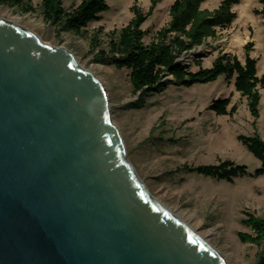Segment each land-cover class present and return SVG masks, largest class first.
I'll list each match as a JSON object with an SVG mask.
<instances>
[{
	"label": "water",
	"instance_id": "obj_1",
	"mask_svg": "<svg viewBox=\"0 0 264 264\" xmlns=\"http://www.w3.org/2000/svg\"><path fill=\"white\" fill-rule=\"evenodd\" d=\"M0 264H228L155 199L106 86L0 19Z\"/></svg>",
	"mask_w": 264,
	"mask_h": 264
},
{
	"label": "rangeland",
	"instance_id": "obj_2",
	"mask_svg": "<svg viewBox=\"0 0 264 264\" xmlns=\"http://www.w3.org/2000/svg\"><path fill=\"white\" fill-rule=\"evenodd\" d=\"M82 0L65 2L67 8ZM154 0H106L110 10L91 23L85 34L57 32L43 18L42 0L11 4L0 0V19L32 30L42 40L69 49L80 64L102 80L109 93L111 117L120 129L127 157L155 199L189 224L227 260L228 264H256L259 247L244 243L239 233H252L243 223L247 212L264 217V175L239 177L234 182L190 173L185 165L219 164L230 159L253 173L261 167L257 159L238 140V135L258 134L264 140V89L260 88V116L255 118L248 101L236 91L234 81L224 75L210 83L191 87L170 84L162 93L145 99L141 107L130 81V71L96 62L108 52L106 34L128 25L134 7L143 14ZM175 0H159L142 28L149 31L145 42L170 21ZM222 0H207L203 9L214 10ZM31 7V9H30ZM261 0H241L234 6L237 18L231 26L218 29L216 38L183 54L181 59L194 64L201 59L211 67L218 56L236 55L245 61V45L253 44L251 56L258 60L257 75L264 74V19L258 13ZM95 36H98L95 41ZM231 96L238 105L234 115L219 116L209 109L214 99Z\"/></svg>",
	"mask_w": 264,
	"mask_h": 264
},
{
	"label": "trees",
	"instance_id": "obj_3",
	"mask_svg": "<svg viewBox=\"0 0 264 264\" xmlns=\"http://www.w3.org/2000/svg\"><path fill=\"white\" fill-rule=\"evenodd\" d=\"M11 4H22L24 0H3ZM70 0H42L41 8L44 20L57 32L71 31L85 34L86 28L93 22L101 20V15L110 10L106 0H82L80 5L67 8L65 2ZM159 0H154L151 9L143 14L134 7V18L119 30L106 34L108 52L96 58V62L126 68L130 71V81L141 107L145 99L156 93L164 92L170 84L191 87L198 83H210L224 75L234 81L236 91L248 101L249 109L255 118L260 116L261 93L264 89V74L257 75L258 60L251 56L252 43L245 45V61L236 55L218 56L211 67H204L201 59L194 64L198 70H192L191 64L185 63L181 57L206 43L209 38H216L218 29L227 28L237 18L234 6L241 0H222L214 9H203L207 0H175L170 7V21L156 31L150 43L145 42L148 30L142 28L143 23L152 13ZM262 9L258 11L264 19V0ZM31 9V7H30ZM98 36H95L96 41ZM232 103L231 96L214 99L209 106L217 115H234L238 105ZM238 140L261 161V167L251 173L248 167L226 159L219 164L185 165L183 169L190 173L203 175L218 180L234 182L236 178L264 175V140L258 135H238ZM243 223L252 233H239L244 243L259 247L256 264H264V217L247 212Z\"/></svg>",
	"mask_w": 264,
	"mask_h": 264
},
{
	"label": "bare ground",
	"instance_id": "obj_4",
	"mask_svg": "<svg viewBox=\"0 0 264 264\" xmlns=\"http://www.w3.org/2000/svg\"><path fill=\"white\" fill-rule=\"evenodd\" d=\"M174 214V213H173ZM176 217L180 218L178 215L174 214ZM181 219V218H180ZM182 220V219H181Z\"/></svg>",
	"mask_w": 264,
	"mask_h": 264
}]
</instances>
